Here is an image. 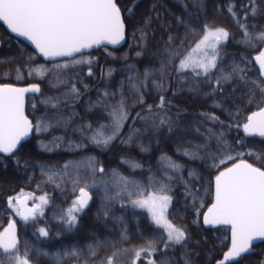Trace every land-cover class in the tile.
I'll return each mask as SVG.
<instances>
[{
    "label": "trees",
    "instance_id": "16d2710c",
    "mask_svg": "<svg viewBox=\"0 0 264 264\" xmlns=\"http://www.w3.org/2000/svg\"><path fill=\"white\" fill-rule=\"evenodd\" d=\"M116 2L127 29V44L120 50L101 47L44 61L0 23V85L40 84L43 89L45 82L27 77L28 67L67 63L70 69L71 84L56 95L60 99L55 107L39 102L33 108L41 94L28 98L26 114L34 125L42 117H65L68 113L92 122L93 114L87 117L85 112L95 111L101 99L114 104L123 99L128 113L119 135L107 146L88 139L77 150L42 147L52 133L67 126L63 121L56 124L59 128L50 126L39 133L34 130L32 138L13 154L0 153V233L15 223L19 255L27 252L30 264H108L109 259L112 264H148L149 260L156 264H218L229 247V229H206L203 224L204 214L214 203L215 176L239 159L264 168V137L248 136L243 130L247 117L264 107V80L255 61L264 42H245L240 27L245 25L256 35L264 32V0ZM205 26L222 27L229 33L217 48L216 68L207 76H197L192 69L178 71L180 60L202 38ZM174 52L179 55L173 57ZM81 59H91L92 63H72ZM17 69L25 80L17 79ZM89 70L92 75H88ZM145 71L149 72L147 79ZM229 75V80L221 79ZM158 83L163 88H157ZM73 86L78 94L71 91ZM104 92L115 95L103 97ZM161 96L163 108L159 107ZM159 117H166L168 123L159 124ZM129 135L132 140L125 143ZM221 140L227 142L233 156L237 151H251L260 159L244 155L223 164L217 161V167H211L212 156L223 153ZM186 150L197 153L196 158L184 155ZM162 157L170 158L180 169L168 168ZM78 161L90 166L77 172L68 170ZM124 180L138 184L145 195L158 192L161 184L167 185L163 194L170 196L171 202L165 215L185 231L183 244L164 247L165 240L160 237L166 233L152 222L146 209L133 207L130 201L138 197L128 196L132 188L125 190ZM85 184L92 204L74 213L77 221L70 225L67 210ZM22 192L46 197L43 215L27 221L16 215L8 200ZM41 228L47 230V236L40 234ZM149 240L157 250L142 253L137 260L135 251L146 247ZM72 252L79 255L74 257ZM0 264H9L3 253ZM235 264H264V243Z\"/></svg>",
    "mask_w": 264,
    "mask_h": 264
},
{
    "label": "snow or ice",
    "instance_id": "6c2138e0",
    "mask_svg": "<svg viewBox=\"0 0 264 264\" xmlns=\"http://www.w3.org/2000/svg\"><path fill=\"white\" fill-rule=\"evenodd\" d=\"M128 11L131 14V9ZM229 12H232L231 7ZM232 14L235 17V13ZM0 21L5 22L12 33L31 41L38 53L49 59L71 57L85 49L98 47L102 44L118 45L124 40L125 35L124 20L116 0H0ZM237 23H239L238 20ZM240 27L243 29L245 42L250 44L253 40L264 42V32L256 35L249 33L245 25L241 24ZM228 36V31L222 27L205 26L202 38L180 60L178 71L192 69L197 76L202 74L207 76L212 69L216 68L217 48L221 42L227 40ZM178 55L179 53L175 52L172 54L173 57ZM255 61L259 64L261 75H264V51L255 57ZM75 63L91 64L92 60L81 59ZM67 66V64L56 65L57 68ZM237 70L243 71V69H233V71ZM33 71L42 74L43 68L30 69L28 75H32ZM88 75H92L91 70H89ZM144 76L147 79L149 72L145 71ZM21 78L20 69H17V79ZM230 78L229 75L221 79L226 81ZM216 84L219 88L220 79L216 81ZM156 87L163 88V85L158 83ZM71 91L78 94V90L74 86ZM261 91L264 92V86L261 87ZM39 92L40 88L37 84L27 88H18L8 84L0 85V153L13 154L21 141L27 138L33 130L39 133L46 131L51 126L45 117L40 118L33 125L28 116L25 115V94ZM109 95L115 94L103 93V97ZM58 99L56 98V100ZM43 103L52 107L56 106L53 98H48ZM97 103L103 104L104 100L101 99ZM163 106L164 98L161 96L159 107L163 108ZM34 107L35 105H33ZM149 110H151L150 106ZM108 116L111 123L101 124L92 133L90 139L93 143L107 146L119 135L128 118L123 99L118 104L111 106ZM211 119L217 120L218 118L211 117ZM166 123H168L166 117H159V124ZM91 128V124L82 125L81 131ZM103 129H107L110 134L105 135ZM169 130H171L170 126ZM243 130L248 136L264 137V107L247 117V122L243 124ZM134 134L135 130H133ZM56 139L59 140L60 138L57 137ZM131 140L132 135H129L124 142L127 143ZM221 144L223 145V153L220 157L212 156L211 167H217V161L223 164L225 160H236L244 155H256L251 151L248 153L237 151L233 156L231 151H228L227 142L221 140ZM42 146L47 147L43 144ZM184 155L196 158L197 153L186 150ZM161 159L167 161L168 168L179 170L181 167L171 161L170 158L162 157ZM256 159L259 160L260 157L256 155ZM132 167H140V165L133 164ZM99 171L102 172L103 169L101 168ZM123 182L125 190L129 187L132 188V191L127 193L128 196L135 195L138 197L130 201L133 207L146 209L152 222L166 233V236L160 237L165 240L164 247L183 244L187 238L185 231L174 225L165 215L171 202V197L163 194L167 185L161 184L158 192L145 195V190L140 189V186L135 182L127 180ZM75 183L79 184V179ZM87 186L85 184L84 187L79 188L78 198L67 210L66 222L70 225H74L77 221V216L74 213L81 212L91 199L86 191ZM29 199L36 198L30 193L22 192L8 200L9 207L13 208L16 215L24 221L34 220L37 214L43 215L41 204H36L32 208L27 207ZM38 199L41 203H47L45 196H40ZM204 223L206 225L230 226L231 247L224 253L218 264H231L242 253L248 252L254 240L264 238V168L256 167L244 159H239L238 163L220 171L215 176V202L204 216ZM39 232L43 236L48 235L47 230L43 228L39 229ZM156 250L154 241L149 240L146 247H141L135 251V258L139 260L142 253L155 252ZM0 253L8 257L9 264H30L27 259V252L23 257L19 255L14 222L9 224L5 232L0 233ZM71 255L75 257L79 253L72 252ZM108 264H112L111 259H109ZM148 264H156V261L149 260ZM161 264H167V262L162 261Z\"/></svg>",
    "mask_w": 264,
    "mask_h": 264
},
{
    "label": "rangeland",
    "instance_id": "374dc122",
    "mask_svg": "<svg viewBox=\"0 0 264 264\" xmlns=\"http://www.w3.org/2000/svg\"><path fill=\"white\" fill-rule=\"evenodd\" d=\"M70 62H72V61H70ZM72 63H75V61ZM65 64H67V63L54 64V65L50 64V66H45L46 64H40V65L35 64V65H32V67L30 66L27 68V72L30 69L34 70L37 68H43L42 74L40 72L33 71V74L28 75L27 77L28 78L32 77V78L38 79V80L46 83V86L42 89L41 97H38L37 98L38 100H35V102H33V105H36L39 102L43 103V101L48 99V98H53L55 103L60 99V97L56 96V95L59 94V91H61L66 86V84H71L70 83L71 82V72H70V69L68 67L57 68L56 65H65ZM22 80H25V78H22ZM56 98H59V99L56 100ZM112 105H116V104L109 103V102H105L103 104L96 103L95 104V107H96L95 111L96 112L93 110H88V112H85L87 117H91L93 114L95 120L92 122H86L87 120L85 121L84 117H80V118L72 117V115L70 113H68V115H66L65 117L61 116L60 114H56V115L51 116V117L47 116L46 118H48L51 126L56 127V124H58L60 122H62V124H63V121H65L67 123V126L63 127V128L56 127V128L61 129V130H59L57 132V134L52 133L50 140L49 141L47 140L46 142H44L43 145H47L46 148L51 150V151H54L56 149H63V148H67V149H73L74 148L75 150H77V148L80 145H84L85 141L90 139L92 133L94 131H96L101 124L107 125V124L111 123V119L108 116V112L111 110ZM98 116H100V117H98ZM57 120H59V122H57ZM101 120H103V123H100ZM87 124H91L92 128L88 129L86 131H81V126L87 125ZM102 131H104L105 135L108 132L107 129H103ZM108 134H110V133L108 132ZM57 137H59L60 139L57 140L56 139ZM71 145H73V146H71ZM87 166H90L89 162L78 161L77 165H74V164L69 165L68 170H70L71 172H77L79 169H83ZM86 190L91 194V192L88 189H86ZM77 193L79 196V191ZM31 195L33 197H35L33 194H31ZM91 196H92V194H91ZM39 197L40 196L35 197L36 199H29L27 201V207L32 208L36 204H41V207H42V205L44 203H41V201L38 199ZM92 201H93V197H92ZM168 208H169V205H168ZM168 208H167V210H168Z\"/></svg>",
    "mask_w": 264,
    "mask_h": 264
},
{
    "label": "water",
    "instance_id": "95a60500",
    "mask_svg": "<svg viewBox=\"0 0 264 264\" xmlns=\"http://www.w3.org/2000/svg\"><path fill=\"white\" fill-rule=\"evenodd\" d=\"M6 28H7V30L14 36V37H16V38H18L19 40H21V41H23L24 43H26L29 47H31L41 58H46V57H43L42 55H40L39 53H38V50L35 48V45L34 44H32V42L31 41H29V40H27L26 38H24V37H19V36H17L15 33H12L11 32V30L10 29H8V27H7V24L5 23V22H3V21H0ZM125 24V23H124ZM126 31H127V29H126V25H125V35H124V40L123 41H121V43L120 44H118V45H110V44H102V45H100V46H98V47H93V48H91V49H85V50H93V49H99L100 47H102V46H105V47H107V48H110V49H114V50H120V49H122V48H124L125 46H126V44H127V38H126ZM261 51H264V48L261 50ZM46 59H49V58H46ZM256 64H257V67H258V69H259V71H260V67H259V64L256 62ZM260 75H261V73H260ZM261 77H262V79L264 80V75H261ZM31 85H29V86H24V87H19V86H14V87H18V88H27V87H30ZM39 86V85H38ZM39 88H40V92L39 93H26L25 94V108H24V110H25V115H26V107H27V99H28V97H30V96H36V95H39L40 93H41V87L39 86ZM34 131V130H33ZM32 134H33V132L27 137V138H25L24 140H22L21 141V143H23L24 141H27V140H29L31 137H32ZM21 143H20V145H21ZM20 145H18V147L20 146ZM17 147V148H18ZM238 163V162H237ZM233 166V165H232ZM231 167V166H230ZM87 191V190H86ZM88 192V191H87ZM89 193V192H88ZM89 195H90V193H89ZM90 197H91V195H90ZM214 200H215V181H214ZM91 201H92V198L89 200V202H88V205L82 210V211H84V210H86L90 205H91ZM208 212V211H207ZM207 214V213H206ZM205 214V215H206ZM204 215V216H205ZM203 224H204V226H205V228H207V229H212V228H218V227H223V226H228V225H206L205 223H204V218H203ZM228 227H230V226H228ZM15 234H16V227H15ZM262 242H264V238H261V239H256V240H254L253 242H252V245H251V247H250V249L248 250V252H246V253H242L239 257H237L236 258V260L234 261V262H231V264H235L236 262H238L239 260H240V258L241 257H244V256H248V255H252L253 253H254V251H253V248L256 246V245H258V244H260V243H262ZM230 247H231V234H230V245H229V248L228 249H230ZM228 251V250H227ZM226 251V252H227ZM223 258V257H222Z\"/></svg>",
    "mask_w": 264,
    "mask_h": 264
},
{
    "label": "flooded vegetation",
    "instance_id": "af4514ba",
    "mask_svg": "<svg viewBox=\"0 0 264 264\" xmlns=\"http://www.w3.org/2000/svg\"><path fill=\"white\" fill-rule=\"evenodd\" d=\"M34 52V51H33ZM83 52H92V50H84ZM16 226V225H15ZM228 228V227H227ZM16 229H17V231H16V237L18 236V227L16 226ZM229 229V238H230V232H231V230H230V227L228 228ZM230 240V239H229ZM264 243V242H263ZM263 243H261V244H263ZM261 244H259V245H261ZM259 245H257V246H259ZM256 246V247H257ZM255 247V248H256Z\"/></svg>",
    "mask_w": 264,
    "mask_h": 264
}]
</instances>
